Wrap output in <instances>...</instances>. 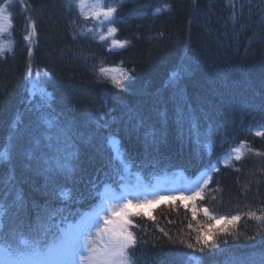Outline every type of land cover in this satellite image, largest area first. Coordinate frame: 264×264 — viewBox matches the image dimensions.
Masks as SVG:
<instances>
[{"label":"trees","instance_id":"16d2710c","mask_svg":"<svg viewBox=\"0 0 264 264\" xmlns=\"http://www.w3.org/2000/svg\"><path fill=\"white\" fill-rule=\"evenodd\" d=\"M0 4V246L60 240L104 185L199 172L195 199L132 216L130 264H264V0H102L117 9L104 27L77 0ZM33 72L46 95L31 96ZM163 99L184 120L168 113L161 134ZM209 233L215 248L196 239Z\"/></svg>","mask_w":264,"mask_h":264},{"label":"snow or ice","instance_id":"6c2138e0","mask_svg":"<svg viewBox=\"0 0 264 264\" xmlns=\"http://www.w3.org/2000/svg\"><path fill=\"white\" fill-rule=\"evenodd\" d=\"M80 7L83 8L84 5L81 3ZM159 11V9H157ZM117 13L115 7H107L106 9L102 8L99 11L92 13L93 17L99 18L101 15L109 22H114L112 19L114 14ZM10 23V18L5 7H0V30H7V26ZM110 32H115V28H111ZM103 40L104 37H101ZM126 42L119 40H112V45L115 47H123ZM32 49L29 48V52ZM2 54V53H0ZM101 73H107L109 69L100 68ZM112 82L117 88L123 87L120 79L112 77ZM182 96V89L179 86V80L176 82V90L173 94L174 99H179ZM177 122L183 124L184 114L182 107L177 105ZM167 123V114L163 113L161 118V134H163L164 128L163 125ZM194 127V125H193ZM261 135V133H257ZM146 139L149 137H155V131H149L145 134ZM237 151H239L237 149ZM237 160L240 159V156L237 155ZM66 167L65 165H60L59 168L62 169ZM58 169H48L47 171H56ZM64 194L63 192L61 193ZM200 193L196 192L193 194L191 199L199 196ZM165 197H159V200H164ZM172 199H177V197H172ZM180 199H188V197H180ZM142 204H151L152 201L141 202ZM139 206V205H137ZM133 203L131 200L126 201L118 209H110V215H106L103 219V223L96 229L97 235L99 236V243L97 244L96 240H90L89 237H84V249L87 255H82L80 250L79 237L80 232L69 233L66 237L62 238V242L58 247L48 246L46 250H41L40 244L42 242V235H37L35 237L36 248L31 253L36 259L28 262V264H73L74 259L79 258L81 264H130L129 260V251L137 243L136 238L132 231L129 230L132 225V220L129 218L133 215H140V213H134L131 211ZM207 214V209L203 210ZM195 215V212L193 213ZM144 215H148L147 212ZM250 215H254L251 214ZM40 219V217H38ZM239 217L232 216L231 220L236 221ZM256 219H264V217H256ZM33 232H38L37 228L31 229ZM224 231V229H221ZM197 241L200 242L204 247H208L211 242V247L215 248L217 245L212 241L211 233L207 235L197 236ZM95 245V246H93ZM189 248H192L193 245L189 244ZM204 248H201L203 251Z\"/></svg>","mask_w":264,"mask_h":264},{"label":"rangeland","instance_id":"374dc122","mask_svg":"<svg viewBox=\"0 0 264 264\" xmlns=\"http://www.w3.org/2000/svg\"><path fill=\"white\" fill-rule=\"evenodd\" d=\"M83 4L84 7L81 8V12L85 15H92L93 12L99 11L100 9L104 8V5L102 4V0H77V4L80 6V4ZM0 7H4V5L0 4ZM95 18V17H94ZM97 21H99L100 25L107 26L106 19L101 15L99 18H95ZM9 26V24H8ZM7 26V27H8ZM6 30H0V50L6 47L8 41L5 39L4 33ZM113 72V71H112ZM115 75L122 76V73L120 71L113 72ZM42 78L43 76L40 73L33 72L32 78L30 80V90L33 91L32 94L38 93L41 95H46L44 85L42 84ZM113 145V144H112ZM228 157H224V161H226ZM207 180V174L200 176L199 180L195 183H191L189 180L186 179V177L183 174H179L176 177L171 176H165L161 180V185L157 186L156 189L149 191L147 189H140L139 191H135L134 188L128 187L125 188L126 190H121L120 193H116L114 190H110L107 193L108 198L103 199V203L100 207L96 208L92 214L87 216L76 228V232H80L81 235L79 237V243H80V250L82 255H87L85 249H84V237H89L90 240L94 239L96 240L97 244L99 243V236L97 235L96 229L100 227V225L103 223V219L106 215H110V209H118L120 206H122L126 201L131 200L133 203V207L131 209L134 213H140V212H149L151 208L157 206L160 202L163 200H159V197H165V199H169L172 197H192L194 193L199 192L201 189L202 184ZM164 199V200H165ZM187 200V199H182ZM108 201L109 205L111 206L110 209H107L104 205L105 202ZM145 201H152V203L149 204H142L141 202ZM139 205V206H137ZM108 210V211H107ZM134 216V215H133ZM41 218V216H40ZM132 220V216L129 217ZM131 231V226L129 228ZM95 246V245H93ZM130 260V255H129ZM1 264V263H0ZM73 264H81L79 258L74 259Z\"/></svg>","mask_w":264,"mask_h":264},{"label":"bare ground","instance_id":"6f19581e","mask_svg":"<svg viewBox=\"0 0 264 264\" xmlns=\"http://www.w3.org/2000/svg\"><path fill=\"white\" fill-rule=\"evenodd\" d=\"M112 77H115L116 79H120L121 80V82H124V79H123V77L122 76H118V75H112ZM42 80H43V78H42ZM45 80V79H44ZM44 80L42 81V84L44 85ZM45 86V85H44ZM29 91L31 92V90H30V86H29ZM31 96H32V93H31ZM170 106H176V104L174 105L173 104V102L172 101H170V100H162V101H159V104H158V107H155L156 108V112H154L153 114V116H157V118L155 119V123L157 122V123H159V124H156V126H155V128L158 130V131H160V129L162 128V124H161V117H162V114L163 113H166V114H170V116L169 117H171V118H176V116H177V113H176V111H175V109H172V110H170L171 109V107ZM173 108V107H172ZM157 114V115H156ZM151 116V115H150ZM153 116H152V118H153ZM125 131V134H131V131L130 130H128V129H125L124 130ZM77 141V143H74V140H73V142H71V143H73V144H71L72 145V147L73 148H75V149H77L78 147H84V143L80 146V144H79V141L78 140H76ZM111 141H112V143L111 144H113L112 146L116 149V147H118L119 145H118V139H117V137H115L114 135L112 136V138H111ZM80 148V151L82 152V149ZM142 149H140L139 151H141ZM94 152V150H89V153H93ZM174 173L175 172H169V171H167V173H166V176H171V177H173L174 176ZM185 175H186V173H185ZM202 175V173H199V172H197V173H191V174H187L186 176H188V178L187 179H199V177ZM139 180V177H135V178H133V183H135V182H137ZM38 217H40V213H37L36 214V221L37 222H39V219H38ZM38 224V223H37Z\"/></svg>","mask_w":264,"mask_h":264}]
</instances>
